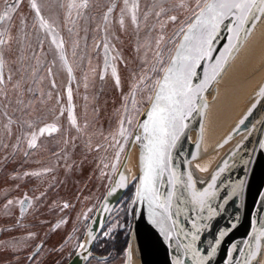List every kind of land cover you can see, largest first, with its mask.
<instances>
[{
    "label": "rangeland",
    "instance_id": "obj_1",
    "mask_svg": "<svg viewBox=\"0 0 264 264\" xmlns=\"http://www.w3.org/2000/svg\"><path fill=\"white\" fill-rule=\"evenodd\" d=\"M194 3L0 0V264H61L78 249ZM45 125L58 130L39 135ZM33 132L36 146L29 147ZM135 188L136 180L108 218L102 240L129 233ZM23 199L43 206L29 207L17 225ZM127 243L116 264H125ZM38 245L41 251L31 257Z\"/></svg>",
    "mask_w": 264,
    "mask_h": 264
},
{
    "label": "water",
    "instance_id": "obj_2",
    "mask_svg": "<svg viewBox=\"0 0 264 264\" xmlns=\"http://www.w3.org/2000/svg\"><path fill=\"white\" fill-rule=\"evenodd\" d=\"M191 22L192 19L189 23ZM229 26H231L229 21L221 25L219 36L212 44L213 59L200 62L201 67L196 69V76L192 80L194 85L201 82L205 70L210 69V65L227 47L230 37L227 31ZM182 37L183 33L172 56L182 42ZM232 58L229 59L226 68ZM63 60L68 64L65 58ZM0 72L3 73L2 65H0ZM222 74L200 94L196 104L198 110L185 119L186 127L170 149L171 159L168 168L156 181V189L161 194V199H164L169 192L173 191L169 181L172 179L171 173H175L176 195L172 201V212L178 215H174L177 227L172 230L171 238L161 231V228L170 229L171 221L163 220L160 223H154V220L160 221L161 210L150 204L147 198L138 200L136 197L140 185L139 178L143 174L140 158L145 152L143 145L148 143V140L143 138V129L140 125L147 120L146 113L150 110L152 103L150 100L137 120L115 176L84 233L82 243L86 248L84 250L78 248L65 264H85L89 260L95 240L134 180H136L135 203L125 264H174L177 256H180L184 264H193L180 247L181 243L186 244L190 239L183 233L195 231L192 221H195L201 229L196 244L206 258L210 257L207 259V264H245L257 243L261 245V250L264 252V236L261 235L264 232V147L261 146L264 144V97L259 94V90L264 87V82L236 120L237 122L243 120L244 123H240L233 134L207 160L200 155L201 131ZM154 95L155 90L152 97ZM256 102L259 103L253 110L252 105ZM205 104L207 107L204 106ZM250 110L251 115H249ZM137 136L141 139L137 140ZM135 148L137 149V172L133 178L135 170L129 168V161ZM220 169L223 171L221 172ZM122 174L125 177L123 181L120 179ZM214 175L217 179L212 190L216 195L209 199L208 205L203 210H200L192 202V189L189 188V184L194 185L196 191H203L212 183ZM121 184L124 186L120 187ZM27 203L25 200L21 205L20 215ZM221 232L225 235L221 236ZM40 248L41 245H38L31 257ZM213 248H215L214 252ZM261 262H264V256L260 258Z\"/></svg>",
    "mask_w": 264,
    "mask_h": 264
},
{
    "label": "snow or ice",
    "instance_id": "obj_3",
    "mask_svg": "<svg viewBox=\"0 0 264 264\" xmlns=\"http://www.w3.org/2000/svg\"><path fill=\"white\" fill-rule=\"evenodd\" d=\"M72 5H70L71 7ZM81 6H86L82 4ZM183 7V5H181ZM32 8L36 10L37 16L40 15V10L37 8L35 2L32 3ZM192 11V22L187 24L186 28L181 27L180 31L183 33L182 42L177 46L175 54L171 57L170 63L166 67H162L160 71L163 75L160 79L155 81V95L149 97L152 100L150 110L146 113L147 120L143 122L140 127L143 129L144 139L148 140L147 144L143 145L145 152L141 154V168L142 175L140 176V185L136 192L137 199L147 198L150 204L155 205L160 209V221L154 220V223H160L163 220L171 221V228L164 229V232L171 238L172 230L177 227V221L174 219L172 212V201L176 188V176L172 172V179L169 183L173 187V191L169 192L164 199H161V194L156 189V181L163 175L165 169L168 168V163L171 159L170 149L174 146L179 135L186 127L185 119L190 116L194 111H197V99L200 94L206 91L211 82L216 79L225 71L226 65L233 53L237 52L247 42L249 37L253 34L259 22L264 21V0H195ZM4 17H0V20ZM133 22L136 17L133 15ZM172 22L177 21V16L169 18ZM225 21H229L230 25L227 31L230 33L228 45L224 52L220 54L218 59L210 65L209 70H205L204 78L198 85H194L192 80L196 76V69L201 67L202 60H212L211 53L213 51L212 44L219 36L221 25ZM123 23V21H121ZM41 27L47 28V21L41 17ZM164 39L163 36L157 40V46ZM52 42L57 44L56 38L53 36ZM5 41L0 40V44ZM63 42L57 44V47L62 48ZM107 47V46H105ZM157 57H161V53H157ZM63 59V57H61ZM161 63H163L161 59ZM3 64L0 59V65ZM51 72V69H49ZM71 74V68H68ZM115 76V71H113ZM10 79V77H9ZM4 83L3 73L0 72V84ZM119 78L117 77V84ZM53 86H55L53 82ZM260 96L264 97V87L259 90ZM71 89H68V100L71 105ZM256 102L252 105L254 110L257 107ZM207 107V105H204ZM251 115V110L249 111ZM69 119L73 125L76 124L74 115L70 114ZM240 123H244L243 120ZM58 129L55 125H45L39 129V135L45 133H53ZM123 126L120 129V135H125ZM137 140L141 137L137 136ZM37 140V133H32V139L29 141V147H35ZM264 147V144L261 145ZM123 151V147H121ZM119 154H117V159ZM222 172L223 169H220ZM218 175V174H217ZM121 181L125 179L122 174ZM217 176L212 177V183L208 188L203 191H196L195 186L189 184L191 191L192 202L203 210L210 198L216 195L214 189ZM191 180V177H189ZM124 185L121 184L120 187ZM11 203V201H9ZM23 205L24 201L20 202ZM135 203V201H133ZM64 207H68L67 204ZM211 211V209H209ZM192 227L195 231L184 232L183 235L190 239L188 243H181L180 247L183 249L184 255L190 259L193 264H207V257L203 255L197 247V240L199 239L200 228L195 221H192ZM91 235V233H89ZM107 235V233H105ZM221 236L225 235L224 232L220 233ZM264 236V232L261 233ZM79 248L84 250L86 248L84 243L79 244ZM215 251V248L212 249ZM264 256L261 250V245L257 243L255 249L250 252L248 260L245 264H260V258ZM174 264H184V261L177 256Z\"/></svg>",
    "mask_w": 264,
    "mask_h": 264
},
{
    "label": "bare ground",
    "instance_id": "obj_4",
    "mask_svg": "<svg viewBox=\"0 0 264 264\" xmlns=\"http://www.w3.org/2000/svg\"><path fill=\"white\" fill-rule=\"evenodd\" d=\"M263 82L264 21L257 24L248 42L235 53L219 80L200 135V155L204 160L238 128L240 122L236 120ZM136 163L135 148L129 161V168L135 170L133 178L137 172Z\"/></svg>",
    "mask_w": 264,
    "mask_h": 264
},
{
    "label": "flooded vegetation",
    "instance_id": "obj_5",
    "mask_svg": "<svg viewBox=\"0 0 264 264\" xmlns=\"http://www.w3.org/2000/svg\"><path fill=\"white\" fill-rule=\"evenodd\" d=\"M34 182H35V177L33 178L32 185L34 184ZM127 191H126V193H127ZM125 194H124V196H125ZM25 200L28 203H27V206H26L25 210L22 212L21 215H20V207H21V204H20V206L18 208L17 219H16L17 220L16 221L17 225L20 224V220H26V219H24L25 218V213H26V211H27V209L29 207L35 210V208L40 209L43 206V205H34L36 202L32 204L31 203L32 201L30 202L29 199H23L22 201H25ZM120 201H119V203H120ZM0 208H2L1 205H0ZM31 214H33V213H31ZM31 214H29V215H31ZM2 219H4V218L2 217ZM27 220H30V219H27ZM107 221H108V219H107ZM107 221H106V223H107ZM106 223H105V225H106ZM105 225H104V227H105ZM104 227H103V229H104ZM103 229H102V231H103ZM102 231H101V233H102ZM84 233H83V236H84ZM100 234H99L98 238L95 240V242L93 244V247H92V250H91V256H90L89 260L85 264H116V262L118 261L117 260L118 259L117 258V255L118 254L120 255V253L124 249L125 243L128 240V238H129V233L128 234H124V233L120 232L115 237L114 241H109L110 240L109 238H107V240L104 241V240H102V238H100ZM83 236H81V237L83 238ZM53 246H55V245H53ZM41 249L42 248L39 249V252L41 251ZM75 251L76 250H74V252L72 254H70L67 257V259L63 263H61V264L67 263L69 261V259L74 255Z\"/></svg>",
    "mask_w": 264,
    "mask_h": 264
}]
</instances>
